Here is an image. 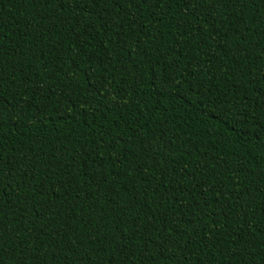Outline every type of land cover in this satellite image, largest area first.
<instances>
[{
	"label": "trees",
	"instance_id": "1",
	"mask_svg": "<svg viewBox=\"0 0 264 264\" xmlns=\"http://www.w3.org/2000/svg\"><path fill=\"white\" fill-rule=\"evenodd\" d=\"M0 264H264V0H0Z\"/></svg>",
	"mask_w": 264,
	"mask_h": 264
}]
</instances>
